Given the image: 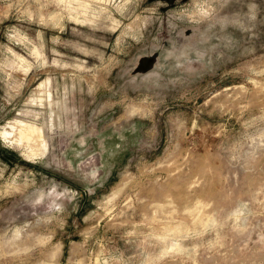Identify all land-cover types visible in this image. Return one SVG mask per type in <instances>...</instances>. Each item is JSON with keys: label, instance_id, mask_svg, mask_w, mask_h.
<instances>
[{"label": "rangeland", "instance_id": "rangeland-1", "mask_svg": "<svg viewBox=\"0 0 264 264\" xmlns=\"http://www.w3.org/2000/svg\"><path fill=\"white\" fill-rule=\"evenodd\" d=\"M0 264H264V0H0Z\"/></svg>", "mask_w": 264, "mask_h": 264}, {"label": "bare ground", "instance_id": "bare-ground-1", "mask_svg": "<svg viewBox=\"0 0 264 264\" xmlns=\"http://www.w3.org/2000/svg\"><path fill=\"white\" fill-rule=\"evenodd\" d=\"M13 128L16 130V137H17L16 140L31 141L33 142V144L30 145L34 148L41 147V144L43 145L45 144V138L43 136V128L41 126L20 120L14 124ZM32 152H34L37 155L38 151H32Z\"/></svg>", "mask_w": 264, "mask_h": 264}]
</instances>
